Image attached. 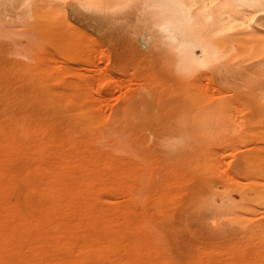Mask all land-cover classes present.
<instances>
[{"label": "rangeland", "instance_id": "374dc122", "mask_svg": "<svg viewBox=\"0 0 264 264\" xmlns=\"http://www.w3.org/2000/svg\"><path fill=\"white\" fill-rule=\"evenodd\" d=\"M70 1L0 0V96H13L9 105L1 100L0 109L36 108L17 105V92L30 91L22 80L42 72L34 70L40 57L55 45L56 32L65 33L68 44L78 45L79 74L102 76L111 86L104 97L95 95L97 105H103V120H110L97 135L109 144L104 151L114 147L118 159L132 163L133 178L123 183L124 189L137 208H145L141 217L170 264H200L197 259L211 250L212 264H223L217 259L230 254L245 255L244 263L236 264H264V42L249 48L241 39V45L230 47L237 53L228 55L230 60L226 55L211 69L186 74L168 61L161 25L151 21L156 18L150 16L153 2L148 7L146 0H113L107 9L111 0L97 1L102 10L97 3L85 9ZM224 3L231 8L228 0ZM53 23L64 30L55 32ZM260 31L264 34V28ZM208 95L212 101H205ZM204 102H212V112H204ZM124 110L131 112L120 121ZM56 125L63 129L62 123ZM29 164L20 161L16 167ZM112 196L119 204L128 201L123 189ZM206 202L212 210L204 208Z\"/></svg>", "mask_w": 264, "mask_h": 264}, {"label": "bare ground", "instance_id": "6f19581e", "mask_svg": "<svg viewBox=\"0 0 264 264\" xmlns=\"http://www.w3.org/2000/svg\"><path fill=\"white\" fill-rule=\"evenodd\" d=\"M76 1L70 3L86 5L85 9H91L87 5L97 3L104 8L101 0ZM104 1L103 4L108 3ZM209 1H144L148 7L151 2L154 4L150 16L160 20L157 22L153 18L155 20L151 21L156 26L161 25L160 37L164 38L162 44L168 61L173 60L172 67L177 65L178 72L189 74L201 67L211 69L214 61L226 55L236 56L230 47L241 45L237 43L241 39L246 40L241 42L244 45L264 42L260 37L264 35L260 31L264 28V0H228L231 8L225 5L227 0L223 3L211 0L213 6L219 1L220 6L216 7H210ZM110 4L113 5V0L105 5ZM105 8L110 9L111 5ZM156 9L158 13H155ZM152 13L159 14V17ZM52 25L55 32L64 28L59 27L60 24ZM59 33L61 35L52 33L56 35L54 38H59H52L55 45L40 57V65L34 69L42 72H38L35 79L22 80L23 87L30 91L17 92L19 101L11 99L17 105L21 102L36 108L7 106L13 96H0V103L1 100L7 103L4 105L7 107L0 109V264H170L169 256L162 251L143 221L145 208L142 205L137 208L130 192L124 189L123 183L133 178L132 163L118 159L114 147L111 151H104L109 144L97 135L99 129L110 124V120L108 123L103 120V105H97L95 95L104 97L110 93L111 86L105 85L102 76L79 74L78 45L73 41L68 44L67 35ZM259 34L260 38L256 37ZM60 36L67 42L64 43ZM250 37L253 42L247 40ZM19 66L23 67H16ZM211 105L209 102L203 108L206 109L204 112H212ZM37 107L43 110L37 111ZM125 107L127 110L131 108L129 105ZM128 112L124 110V114H118L122 117L115 115L113 119H123ZM204 115L208 117V114ZM207 117L203 116L204 119ZM192 120L194 118L187 121ZM56 122L62 123L63 129L59 131ZM62 130L64 132L59 133ZM20 161L31 165L20 170L16 167ZM22 171L36 177L25 178ZM122 189L128 201L124 204L111 201L112 195ZM209 206L204 208L212 210ZM202 256L197 263L212 264V250ZM244 257L230 254L217 260L223 264H236L237 261L244 263Z\"/></svg>", "mask_w": 264, "mask_h": 264}]
</instances>
